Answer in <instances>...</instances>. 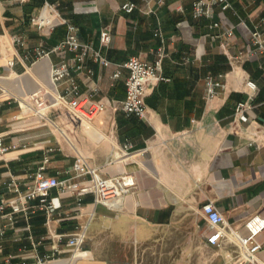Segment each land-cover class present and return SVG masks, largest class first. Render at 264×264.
<instances>
[{
	"label": "crops",
	"instance_id": "1",
	"mask_svg": "<svg viewBox=\"0 0 264 264\" xmlns=\"http://www.w3.org/2000/svg\"><path fill=\"white\" fill-rule=\"evenodd\" d=\"M42 1L0 0V134L7 147L0 154V202L25 192L39 172L87 182L89 174L76 175V161L104 177L132 174L136 186L123 195L118 210L94 204L90 193L78 199L51 188L55 206L48 223L45 212L33 207L36 199L28 201L26 212L5 205L0 264H137L138 251L156 243L166 229L180 232L183 244L196 231L204 252L200 264H264V228L256 235L260 248L251 263L228 239L220 246L208 243L211 228L200 213L202 203L211 201L241 236L247 235L249 216L264 217V68L259 54L237 55L253 47L239 18L264 32V0H228L237 15L216 6L220 26L214 28L208 18L191 17L192 0L151 2L149 13L121 10L127 0H50L57 3L54 19L73 23L79 39L110 62L103 66L86 57L70 68L78 93L105 103L89 120L62 105L45 107L42 116L24 106L33 107L28 95L36 90L53 102L63 84L51 80V66L73 56L66 49L36 54L66 32L58 24L42 35L29 23ZM228 26L233 34L226 54L219 33ZM102 29L111 33L108 45L99 41ZM159 34L166 52L161 73L168 79L148 82L144 116L125 114L113 106L125 93L127 70L119 64L131 56L153 60ZM207 75L223 82L208 99ZM247 80L257 88L252 97ZM238 102L246 104L245 120L234 116ZM124 144L129 153L118 157ZM83 224L85 240L71 255L67 236Z\"/></svg>",
	"mask_w": 264,
	"mask_h": 264
},
{
	"label": "built area",
	"instance_id": "2",
	"mask_svg": "<svg viewBox=\"0 0 264 264\" xmlns=\"http://www.w3.org/2000/svg\"><path fill=\"white\" fill-rule=\"evenodd\" d=\"M23 2L25 0H15ZM143 4L138 7L133 1L127 0L120 5V9L125 12H131L133 9L138 8L144 13L152 11L150 6L151 2L156 5L164 4V0H142ZM218 7L219 12H224L229 9L233 15H237L236 11L228 0H192L191 1V17L194 19L208 18L210 28L219 27L220 22L215 19V7ZM57 16V3L50 0H43L38 12L31 15L29 23L42 35H48L58 24L66 26L64 38L56 45L51 47L48 51L42 48L37 49V55L47 54L58 50H69L73 52V56L62 62H58L51 66L50 78L56 84L62 82V91H58L53 102L49 103L41 96L40 91L36 90L29 93L28 98L31 100L33 107L31 108L35 114L42 116V110L50 105H62L72 115L81 119L89 120L95 113L105 108V103L101 101H93L87 96L78 93V86L70 73V68L77 62H82L86 57L97 60L101 65L107 66L110 62L101 53L92 47L90 43L83 42L79 39L77 27L65 20H55ZM239 23L243 27V31L247 35L252 48L247 52L242 50L238 51V56L244 54H259L262 56V64L264 68V32L257 28V26L250 28L244 20L239 18ZM233 34L231 26L224 28L219 36L220 49L227 54L228 38ZM160 43L154 49V58L151 61H145L138 57L131 56L121 62L119 65L127 70L124 79L125 93L123 99L114 103L115 108H120L125 114H132L138 117L144 116L145 102L144 96L147 84L150 80H167L168 78L161 73V61L166 55L163 38L159 34ZM111 33L107 29H102L99 32V41L102 45H108L111 42ZM231 57V56H230ZM237 58V57H233ZM8 65L12 64V60L7 62ZM118 76V71L112 73L111 77ZM247 86L250 88V97H252L257 88L255 84L247 80ZM223 88L221 79H217L211 75H207L204 81L205 97L208 99L217 94L218 90ZM246 104L244 102L236 103L234 107V116L237 119L245 120L244 110ZM264 130V124L262 125ZM128 144H124L120 149V154L128 155ZM7 149L3 145L2 135L0 134V154ZM76 175L89 174V179L85 183H78L68 179L59 180L54 176H46L42 173H37L33 183L27 190L19 194L16 198L9 200H1L0 210L8 205L12 212L23 211L26 212L28 201L36 199L37 203L33 207L42 209L45 212L46 222L51 220L53 203L49 198V191L51 188H57L59 191H68L74 194L79 199L84 193H90L93 197L94 204H101L108 209L118 210L120 208L121 199L124 194L132 191L136 186L135 178L132 174L123 173L114 176H101L95 168L83 165L81 162H74L72 165ZM43 168V165L39 167ZM200 213L211 228L210 233L206 237V241L210 244L220 246L223 239L230 240L238 250V256L244 261L254 263L255 252L260 248V244L256 241V235L264 228V217L259 215H251L244 221V226L247 230L246 236H241L235 228H233L219 212L211 201L202 203ZM87 224L77 226L74 231L68 234L66 244L72 248L71 255L78 250L85 240ZM1 251V249H0ZM36 264H42L39 260Z\"/></svg>",
	"mask_w": 264,
	"mask_h": 264
},
{
	"label": "rangeland",
	"instance_id": "3",
	"mask_svg": "<svg viewBox=\"0 0 264 264\" xmlns=\"http://www.w3.org/2000/svg\"><path fill=\"white\" fill-rule=\"evenodd\" d=\"M193 234L189 244H183L182 234L178 231L163 230L156 243L142 248L137 254V264H200L202 244L196 242ZM191 243V244H190Z\"/></svg>",
	"mask_w": 264,
	"mask_h": 264
},
{
	"label": "water",
	"instance_id": "4",
	"mask_svg": "<svg viewBox=\"0 0 264 264\" xmlns=\"http://www.w3.org/2000/svg\"><path fill=\"white\" fill-rule=\"evenodd\" d=\"M52 203H53V206H55V199L54 198L52 199Z\"/></svg>",
	"mask_w": 264,
	"mask_h": 264
}]
</instances>
